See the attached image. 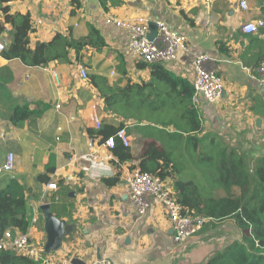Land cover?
<instances>
[{
  "label": "crops",
  "instance_id": "crops-1",
  "mask_svg": "<svg viewBox=\"0 0 264 264\" xmlns=\"http://www.w3.org/2000/svg\"><path fill=\"white\" fill-rule=\"evenodd\" d=\"M242 1L247 2V10L241 7ZM6 6L11 14L32 16L33 47L51 41L57 34L85 39L91 28L99 30L106 42L101 48L84 50L78 59L72 55L70 63L55 62L46 68L27 67L19 60L8 61L0 55V165L9 152L17 157L15 170L0 177V190L12 179L27 189L31 216L34 209L40 211L37 223L32 225L31 220L28 232L33 241L44 249L46 234L40 207L46 203L71 228L60 250L48 256L68 258L77 264L97 259L111 264H199L212 244L220 247L224 241L236 239L240 234L238 228L226 221L178 246L164 208H154L141 216L126 178L139 165L143 149L152 142L173 154L176 141L181 139L178 149L186 153L189 165L200 163L202 174L211 172L205 166L208 157L201 153L207 140L218 150L238 149L249 162L254 155L261 157L264 139H257L264 138V83L256 69L264 59V28L249 35L242 28L247 23L264 20V0H9L3 4ZM107 15L132 20L147 18L154 23L164 21L173 31L185 35L189 51L181 53L175 63H160L164 71L182 81L164 82L153 77L151 66L140 68L137 58L127 50L128 32L106 26ZM3 19L0 10V23ZM201 54L212 59L213 67L224 79L226 94L217 104L203 101L196 108L201 131L189 133L186 104L181 101L189 95L185 84L193 86L194 62ZM80 65L88 71L87 82L79 76ZM54 72L67 74L68 83L62 76L56 79ZM94 76L98 83L106 85L107 94L119 95L132 85L131 113L137 116L142 112L149 118L131 117L126 121L107 110L97 88L89 85ZM162 99L167 102L162 104ZM25 102L40 114L20 126L11 124L12 108ZM94 106L104 125L118 128L127 123L133 161L122 163L114 153L115 161L93 162L86 158L87 129L93 127L90 116ZM164 123L169 126H162ZM148 125L154 129L144 130ZM158 130L166 132L158 134ZM98 153L104 157L108 152L99 149ZM174 162L181 169L182 177H177L195 180L187 175L188 167L175 159ZM49 166L55 172L49 183L41 184L37 178ZM117 174L119 181L108 186L105 179ZM51 183L57 185L56 190L47 189ZM167 183L173 187L172 179Z\"/></svg>",
  "mask_w": 264,
  "mask_h": 264
},
{
  "label": "trees",
  "instance_id": "trees-1",
  "mask_svg": "<svg viewBox=\"0 0 264 264\" xmlns=\"http://www.w3.org/2000/svg\"><path fill=\"white\" fill-rule=\"evenodd\" d=\"M7 1L9 0H0V10L4 16L3 22L0 23V38H7V34L11 33L7 48L1 53L5 60H19L27 67L46 68L55 62L70 63L72 55H76L75 58L78 59L79 54L84 50L106 45L100 31L91 28L89 36L85 39L75 40L57 34L51 41L39 42L33 47L31 45V34L34 31L32 16L29 13L11 14L9 6L3 7ZM7 27H10V31ZM139 65L140 68L151 66L154 69L155 79L158 78L164 82L182 81L164 71L160 63L147 64L139 61ZM156 70L163 74L158 75ZM7 79L9 78H6V81ZM89 85L97 88L100 96L105 100L107 110L123 116L126 121L131 117L138 119L140 114L134 116L131 113L134 106L132 85L126 86L119 95L107 94L102 87L104 84L98 83L95 76L90 78ZM185 86L189 90V95L181 102L186 104L185 121L186 129H189L186 131L199 132L201 125L198 111L191 103L194 88L189 84ZM166 102V99L161 100L162 104ZM39 114L40 111L32 109L31 104L25 102L22 106L16 105L12 108L9 121L13 125L20 126ZM262 117L264 118V113ZM126 125L127 123L123 122L119 127ZM118 128L103 123L101 130L97 131L91 127L87 129V133L90 138L105 140L114 135ZM113 153L122 163L131 162L135 158L133 151L125 148L121 143H117ZM215 156V163L212 161L213 158L206 159L208 161L206 168L215 174V177L207 179V182L209 187L222 189L224 195L221 196H213L210 192L203 193L200 186L193 180L177 177V175L181 176V169L175 164L172 153L154 142L143 149L137 167L162 180H173L172 189L176 200L191 213L206 219L200 233L215 229L219 223L226 221H232L238 228L240 234L236 239L224 241L220 247H216L217 243L212 244L206 257L199 264H264V153L256 159L255 166L251 165L245 154L236 148H219L215 151ZM54 172L55 168L49 166L37 179L41 184L49 183ZM118 181V174L105 179L108 186L115 185ZM26 193L25 186L16 179L10 180L9 184L0 190V235L10 228L24 234L29 232L32 216ZM0 264L40 263L29 257L18 255L14 251H0Z\"/></svg>",
  "mask_w": 264,
  "mask_h": 264
},
{
  "label": "built area",
  "instance_id": "built-area-1",
  "mask_svg": "<svg viewBox=\"0 0 264 264\" xmlns=\"http://www.w3.org/2000/svg\"><path fill=\"white\" fill-rule=\"evenodd\" d=\"M241 7L247 10V2L242 1ZM150 21L151 19L138 17L136 19H121L112 15H107L104 24L114 26L116 29L126 30L129 35L127 50L137 58L138 61L147 64L163 63L170 64L177 62L181 53L189 51L187 37L177 31H173L164 21H156L157 33L154 39H150ZM264 28V20L259 19L255 22L247 23L243 26L245 34H256ZM10 31V29H8ZM8 41L0 38V55L8 46ZM195 78L193 81L194 94L192 103L195 108H199L203 101L210 104L219 103L226 94L224 79L212 65V59L206 55H198L194 62ZM80 78L88 81L87 69L80 65L78 67ZM259 79L264 83V59L259 63L256 69ZM59 80L62 76L66 83L69 81L67 74L59 75L53 73ZM60 109V105H57ZM91 123L95 130L99 131L103 127V120L96 106L92 107ZM62 129L59 128V131ZM59 140V138H57ZM117 143H121L125 148L131 147V138L127 127H119L116 133L105 140L102 138L88 139L87 159L93 162L115 161L113 151ZM105 150L108 153L102 157L98 150ZM17 165L15 153L9 152L0 165V177L12 173ZM130 189L133 202L139 210L141 216H146L154 208L162 207L172 224L173 240L178 246H183L190 239L196 237L203 229L206 219L191 213L183 207L174 197L172 188L166 180L143 172L140 168L128 172L126 178ZM47 189L56 190L57 185L51 183ZM40 211L34 209L32 215V225L37 223ZM0 251H14L18 255H23L33 259L40 264H74L68 258H51L46 256L44 249L33 241L30 233H14L8 229L0 235ZM85 264H111L108 260L97 259Z\"/></svg>",
  "mask_w": 264,
  "mask_h": 264
},
{
  "label": "rangeland",
  "instance_id": "rangeland-1",
  "mask_svg": "<svg viewBox=\"0 0 264 264\" xmlns=\"http://www.w3.org/2000/svg\"><path fill=\"white\" fill-rule=\"evenodd\" d=\"M10 33V32H9ZM11 34V33H10ZM10 34H7L8 37L10 36ZM2 39H5V40H9V38H6V37H3ZM103 85V84H102ZM104 89L106 87V85L104 84L102 86ZM83 91V90H81ZM86 91H83V93H85ZM147 116L142 114L139 115L138 119L140 120H147ZM167 127L169 125H166ZM147 128H149L150 130L151 129H154L152 127H144L143 129L146 130ZM166 131H160L158 130V134H165ZM264 138L261 137V139H257L258 141H262ZM181 139L180 140H177L176 141V148H174V151H173V157L174 159L182 166V164H184L186 166V168L188 167V170L187 171V175H190L193 176V178L195 180H193L196 184H198L200 186V188L203 190L202 192H210V194H212L213 196H216V195H224V192L221 191L222 189H218V188H215V187H209L208 185V182H207V179H211L212 177H215V174L211 171H206L204 174H202V167L200 166V163L199 164H190L189 165V161H186L187 157H186V153L183 152L181 149H178L181 145L180 143ZM264 142V141H263ZM264 145V144H263ZM262 144H260V147L259 149H261V147L263 146ZM169 150V149H168ZM218 151V149H216V147L212 148V142H210L209 140L206 141L205 145H203L201 147V153L202 155H204L205 157H210V158H214L215 157V151ZM170 151V150H169ZM171 152V151H170ZM263 155V154H262ZM260 155V156H262ZM189 156V155H188ZM186 158V159H185ZM259 157L258 156H255L254 155V158L252 161L258 159ZM193 159L194 161H197V156L195 154H193ZM216 159V158H215ZM215 159H213V163H215ZM188 160H191L190 156L188 157ZM252 161H250L249 163H251ZM207 162L205 163V166H207ZM182 163V164H181ZM251 165H256V162L254 161ZM251 168H253L251 166ZM184 179V178H183ZM188 179V178H187ZM218 190V191H217ZM217 192V193H216ZM233 223L232 221H229L227 222V225Z\"/></svg>",
  "mask_w": 264,
  "mask_h": 264
},
{
  "label": "water",
  "instance_id": "water-1",
  "mask_svg": "<svg viewBox=\"0 0 264 264\" xmlns=\"http://www.w3.org/2000/svg\"><path fill=\"white\" fill-rule=\"evenodd\" d=\"M150 31L151 33L149 35V38L152 40L155 38L157 33L156 23L150 22ZM257 126H261V119L257 120ZM40 209L43 213L44 230L46 234L44 252L45 254L49 255L60 250L63 245V240L70 233L71 228L66 223V221L57 218L52 213L51 205L49 203L41 205Z\"/></svg>",
  "mask_w": 264,
  "mask_h": 264
}]
</instances>
